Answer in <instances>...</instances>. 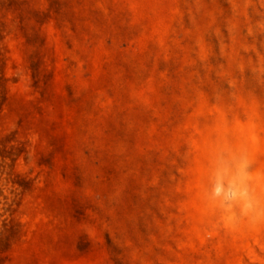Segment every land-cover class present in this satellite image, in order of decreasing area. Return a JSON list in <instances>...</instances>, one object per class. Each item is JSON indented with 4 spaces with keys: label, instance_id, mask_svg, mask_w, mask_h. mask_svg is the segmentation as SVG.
I'll return each instance as SVG.
<instances>
[{
    "label": "rangeland",
    "instance_id": "rangeland-1",
    "mask_svg": "<svg viewBox=\"0 0 264 264\" xmlns=\"http://www.w3.org/2000/svg\"><path fill=\"white\" fill-rule=\"evenodd\" d=\"M0 264H264V0H0Z\"/></svg>",
    "mask_w": 264,
    "mask_h": 264
},
{
    "label": "bare ground",
    "instance_id": "bare-ground-1",
    "mask_svg": "<svg viewBox=\"0 0 264 264\" xmlns=\"http://www.w3.org/2000/svg\"><path fill=\"white\" fill-rule=\"evenodd\" d=\"M239 191V190H238Z\"/></svg>",
    "mask_w": 264,
    "mask_h": 264
}]
</instances>
